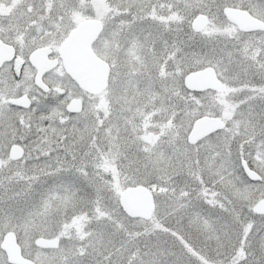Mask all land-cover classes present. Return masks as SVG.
<instances>
[{
    "label": "snow or ice",
    "instance_id": "6c2138e0",
    "mask_svg": "<svg viewBox=\"0 0 264 264\" xmlns=\"http://www.w3.org/2000/svg\"><path fill=\"white\" fill-rule=\"evenodd\" d=\"M0 264H264V0H0Z\"/></svg>",
    "mask_w": 264,
    "mask_h": 264
}]
</instances>
